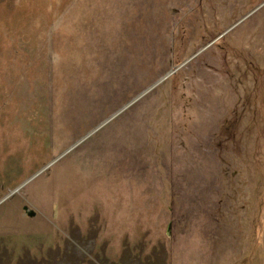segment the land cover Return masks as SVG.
<instances>
[{
    "label": "rangeland",
    "instance_id": "obj_1",
    "mask_svg": "<svg viewBox=\"0 0 264 264\" xmlns=\"http://www.w3.org/2000/svg\"><path fill=\"white\" fill-rule=\"evenodd\" d=\"M0 264H264V0H0Z\"/></svg>",
    "mask_w": 264,
    "mask_h": 264
},
{
    "label": "water",
    "instance_id": "obj_2",
    "mask_svg": "<svg viewBox=\"0 0 264 264\" xmlns=\"http://www.w3.org/2000/svg\"><path fill=\"white\" fill-rule=\"evenodd\" d=\"M26 208H28L27 206H26ZM29 213L31 214V215H34L35 214V212L32 210V211H29Z\"/></svg>",
    "mask_w": 264,
    "mask_h": 264
}]
</instances>
